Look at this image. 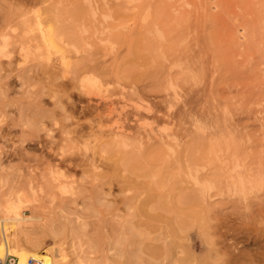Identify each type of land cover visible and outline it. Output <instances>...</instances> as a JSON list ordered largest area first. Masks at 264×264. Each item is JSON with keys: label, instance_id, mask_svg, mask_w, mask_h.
Listing matches in <instances>:
<instances>
[{"label": "rangeland", "instance_id": "374dc122", "mask_svg": "<svg viewBox=\"0 0 264 264\" xmlns=\"http://www.w3.org/2000/svg\"><path fill=\"white\" fill-rule=\"evenodd\" d=\"M4 226L48 264H264V0H0Z\"/></svg>", "mask_w": 264, "mask_h": 264}, {"label": "bare ground", "instance_id": "6f19581e", "mask_svg": "<svg viewBox=\"0 0 264 264\" xmlns=\"http://www.w3.org/2000/svg\"><path fill=\"white\" fill-rule=\"evenodd\" d=\"M8 220H15V221H19V220H24L23 217L20 218H16V219H8ZM7 226V225H6ZM262 231V230H261ZM264 231V230H263ZM7 229L4 226L3 227V244L0 247V264H6L5 261L8 256L13 255L15 257H17L19 259L18 264H27V261L29 258H35V259H39L45 262V259L41 256V255H34L33 253H29V252H23V251H17L15 249H13L10 245V239L8 237V234L6 233ZM261 233V232H260ZM260 235V234H259ZM250 236V235H249ZM264 236V235H263ZM260 238V237H259ZM259 240V239H258ZM264 242V241H263ZM4 247V248H3ZM261 248V247H260ZM255 250V249H254ZM262 252V251H261ZM255 254V253H254ZM46 264H48L47 262H45Z\"/></svg>", "mask_w": 264, "mask_h": 264}, {"label": "built area", "instance_id": "2783aa9c", "mask_svg": "<svg viewBox=\"0 0 264 264\" xmlns=\"http://www.w3.org/2000/svg\"><path fill=\"white\" fill-rule=\"evenodd\" d=\"M8 264H18L17 260L15 257L9 256L7 261ZM27 264H46L44 261L35 259V258H29L27 261Z\"/></svg>", "mask_w": 264, "mask_h": 264}]
</instances>
